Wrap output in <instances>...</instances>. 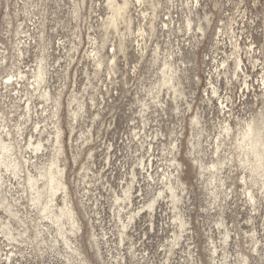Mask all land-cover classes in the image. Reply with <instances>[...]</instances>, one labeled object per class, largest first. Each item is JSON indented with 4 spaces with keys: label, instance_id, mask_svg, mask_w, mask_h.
<instances>
[{
    "label": "bare ground",
    "instance_id": "bare-ground-1",
    "mask_svg": "<svg viewBox=\"0 0 264 264\" xmlns=\"http://www.w3.org/2000/svg\"><path fill=\"white\" fill-rule=\"evenodd\" d=\"M40 1L6 0L8 6L11 4L15 7L17 16L21 12L24 14V21L15 30H8V33L13 31L18 36L16 40L8 41L12 56L4 55L9 48L0 39V88L8 92L17 90L20 94L24 87L22 90L26 96V112L22 113L21 121L11 123L13 120L8 119L5 110L0 108V210L5 212L0 213V264H15L18 261L21 264V261L29 262L37 257H41L42 263L46 264L47 255H59L63 259L62 263L66 264H90L79 239L83 225L69 193L62 125L63 90L53 94L47 86L51 76L50 66L54 64L48 61L47 48L43 45L46 41V22L41 12L47 10V0ZM70 1L75 19L81 18L82 10L86 7L91 18L96 13L95 17H99L96 24L89 25L93 34L90 50L85 52L92 62L93 70L90 71V62L84 64L83 73L87 82L81 90L71 91L67 100L66 119L74 163L82 155L84 145L95 140L93 130L96 125L99 135L106 126L103 114L107 108L104 105L105 94L109 95L110 85L116 83L118 60L121 56L127 59L129 49L135 46L139 53V97L136 100L140 120L136 122V118H129L133 124L129 131L131 137H127L129 141L126 144L131 150L132 142L135 141V149L132 154L125 156V180L121 191L113 189L109 197L110 209L117 219L115 223L120 243L123 244L128 238L127 232L138 218L141 220L143 216H148L154 228L155 212L157 208H163L164 203L167 209L163 210H169V219L172 221L167 223L172 225L171 241L165 248L168 253L167 264H173L170 256L185 238V233L192 229L185 206L189 192L182 177L185 163L181 159L180 141L184 137L189 143L187 156L195 163L203 187L212 197L209 214L219 215L214 219L220 232L219 240L211 228L207 234L210 245L206 249L211 252L210 261L219 264H251L255 254L263 256L264 234L256 226L248 235L249 240L246 239L249 245L243 247L240 244V226L233 223L232 228H229L224 216L212 211L218 208L222 210L228 198L239 199L238 185H241V194L252 212L248 222L255 225V219L262 216L264 225V44H259L255 39L248 43L240 42L234 27L237 21L234 16L226 19L220 17L221 23L218 21L213 27V13L207 10L205 0ZM215 4L221 5L220 2ZM178 6H181V10H174ZM26 20L31 23H25ZM8 24L12 25L10 21ZM212 29V48L205 50L202 58L208 87L205 86L201 101L217 110L220 121L213 124L215 134L207 127L202 106L195 109L190 100V95L196 92L197 87L189 88L187 85L191 70L194 71L195 85L202 81L198 71L199 47ZM76 37L78 43L75 40L62 42L65 48L67 42L72 44L69 51L78 50L82 38L80 34ZM34 47L41 49V55H37V64L32 70H22L16 61L8 64L10 58L24 57ZM69 57L73 59V55ZM145 59L149 62L147 71L142 69ZM136 69L137 65L134 74ZM253 71L260 74L256 83L254 78L250 79ZM123 76L124 84L127 85V72ZM234 80H242L245 86L241 104L248 115L237 114L236 101L224 92ZM100 83L105 87V92L100 88ZM89 89L94 92L89 93ZM86 93L89 94L91 107L95 108L93 112L86 102ZM35 95L49 107L42 108L44 124L37 122L35 133L29 131L25 134L24 125L32 121ZM160 111L167 117L170 116L169 111L179 117L177 123L171 122L173 126L169 127V133L164 132L161 122L170 120L158 119L162 116ZM189 113L191 117L187 120ZM153 114L157 116H149ZM84 120L90 122L88 127H83ZM100 147L88 146L87 160L81 167L85 172H79L77 179L78 199L90 225V246L96 249L103 264H108L110 256L121 263L126 258L123 248L113 247L101 212L98 208L93 209V203L102 205L95 192L98 188L93 189L99 179V171L94 166H97V153H102ZM112 147V144L107 145L108 152L105 154V161L109 163ZM127 161L130 163L128 166ZM229 179L232 180L230 185ZM137 197L141 199L140 205L134 208ZM24 199L31 209L27 203L22 207ZM96 222L102 225V233L97 232ZM192 233L190 231L186 237L188 254L193 264H204L200 263L202 258ZM231 245L237 248L236 256L229 251ZM162 246L166 247L164 244ZM128 250L137 256L135 241L130 242ZM143 251L139 248V261H146L149 257Z\"/></svg>",
    "mask_w": 264,
    "mask_h": 264
},
{
    "label": "rangeland",
    "instance_id": "rangeland-1",
    "mask_svg": "<svg viewBox=\"0 0 264 264\" xmlns=\"http://www.w3.org/2000/svg\"><path fill=\"white\" fill-rule=\"evenodd\" d=\"M14 1V0H13ZM37 1V0H36ZM44 1V0H43ZM42 0L40 2H43ZM70 0H60L57 2L56 0H47L45 1V7H47L45 11H42L43 17H45L46 28H45V39L46 41L43 43L47 48V54L49 55L48 61L54 66H50L51 76L48 78L47 86L51 89L53 94H56L59 90H63V111H62V125L64 127V143H65V158L67 159V175H68V185H69V193L70 197L73 199L74 205L78 211V215L80 216V221L82 222V230L80 233V242L83 248L86 251L87 257L90 260V264H103L102 259L98 256L96 249L92 248L89 244V235L88 230L90 229V225L87 219L86 214L84 213V208L81 203H79V193L77 187V179L79 177V172L84 173L85 171L81 169L82 164L87 160L88 155V146H97L101 145L100 150L103 153H97V166H94L99 174L96 180V187L98 188L95 192L99 195V202L102 203L98 206L94 205L93 209L101 212V216L105 220V227L109 229V236L111 237V243L114 248L119 247L123 248V253L125 255V260L121 263L118 262L119 259L112 258L111 256L108 258V264H167L168 253L166 252L167 246L169 245L171 239L169 236L172 235V231L170 227L172 225L167 224L169 222L172 223L169 219V210L164 211L163 209H167V205L163 203V208H157L154 217V228L151 224L150 218L148 216H143L141 220L137 219L135 224L130 226L128 233V238L125 239L124 243H120V237L118 228L116 227L117 219L113 215V211L110 209V199L113 194V189H116L118 192L121 191V185L125 180L124 172L125 167L123 166L126 162L125 156L127 154H132L134 147V142H132L133 148L130 150L126 147V144L129 140L127 137H131L130 126L133 124L130 121V117L136 118V122L140 120L138 111V102L137 97H139V62H137V57H139L138 49L130 48L128 52L127 59L124 57H120L118 60V75L116 77V83L111 88V93L109 95L105 94V103L107 106L105 108L103 114L105 115L106 126L102 128L100 135L98 133L97 125L93 130L94 139L89 142V144L84 145V151L82 155L79 157L78 161L74 163L72 149L70 144V129L67 124V100L73 90H81L86 80V76L83 73L84 64L90 62L89 68L90 71L93 70L92 62L87 58L85 52L86 50H90L91 43L90 38L93 34V30L90 29V23H95L99 19V17H95L96 14H93L94 17H90L89 8H83L82 16L80 19H75L72 13V8L70 5L72 4ZM207 4V10L212 12V17L214 18V24L221 19H226L229 16H234L236 18V22L234 23V27L237 33V37L239 41L250 42V40L255 39L259 44H264V0H205ZM220 2L221 5L217 6L215 3ZM217 7H216V6ZM15 7L10 4L7 5L6 0H1L0 3V39L5 42V46L9 48L6 50L4 55L12 56L13 51L10 48L9 39L16 40L18 36H15V32L8 33V30H15L17 25L24 21V14L19 12L20 14L17 16V11L14 9ZM181 10V6L174 8V10ZM37 11V9H36ZM10 13L8 16L7 13ZM101 13L104 14V11L101 10ZM38 16H41L38 14ZM37 16V18H38ZM221 17V19H220ZM223 17V18H222ZM8 21L11 22L12 25L8 24ZM25 23H31L26 20ZM221 22L219 21V24ZM214 29V28H213ZM209 33V36L205 39V41L200 45L199 49V58H198V71L201 76L202 81L195 85V78L193 77V70L190 71L189 79L187 80V85L189 88L197 87L195 93L190 95V100L193 101L195 109L201 105L202 109L205 111L204 117L207 120V127L215 134L214 131V123H218L220 118L217 117V110L211 109V106L207 103H202L201 99L205 95L204 88L206 86L207 73L203 70L202 58L205 50H209L212 48V44L210 41V36L213 32ZM82 38L80 44H78V50H70L72 44L70 42L66 43L67 48L62 43L63 41L75 40L77 43L79 39L76 35H79ZM39 36V35H37ZM264 46V45H263ZM40 48H31L24 57L16 56L14 60L10 58L8 64L11 65L13 61H16V64L21 67L22 70H32L35 68L37 64V55H41ZM73 55V59L69 57V55ZM149 59V57H147ZM148 59H145L142 64L143 71H147L146 66L149 64ZM137 65L136 73L134 74V67ZM15 67L14 70H16ZM127 72V77L129 83L127 85L124 84L125 77L123 73ZM148 74L146 73V76ZM260 74L257 71L252 72L251 80L254 78L255 83L256 79ZM96 82V80H94ZM108 82V81H107ZM233 84V85H232ZM228 85V90L225 89V93H227L230 97L236 101L235 103V111L237 114L248 115L246 114V110H244V106H242V102L244 101V97H241L242 89L245 87L243 85L242 80L236 81L234 83ZM100 88L105 92V87L103 84H99ZM208 87V85L206 86ZM20 88V87H18ZM22 89H25L24 87ZM20 94L16 91L8 92L4 88H0V108L5 110L6 116L8 119H12L14 123L15 120L21 121L22 113L26 112V96L24 95L25 91L22 90ZM227 91V92H226ZM94 92V90L89 89V93ZM141 94V93H140ZM19 95V97H18ZM232 95V96H231ZM22 96V99L20 98ZM99 100H101V95L98 94ZM86 102L93 112L95 108L91 107L89 94L86 93ZM33 116L32 121L26 123L24 132L27 134L29 131L35 133L34 126L37 122L41 121V125L44 124L45 115L42 114L43 106L49 107V104H42V99H39L36 95L33 97ZM113 107L111 110L110 108ZM184 108V107H183ZM182 108V109H183ZM136 110V113L133 111ZM216 110V111H215ZM36 111V112H35ZM161 112V111H160ZM90 113V111H89ZM88 113V114H89ZM162 116H159L158 119L166 120L169 118L170 122H161L162 128L165 133H169V127L173 126V123L178 122V115L175 112L169 111L170 116H165L162 113ZM189 113L187 115V120H190ZM220 116L222 114H219ZM150 117H155L157 114L149 115ZM173 122V123H171ZM100 124V123H99ZM111 124L110 127H108ZM83 127H88L90 125L89 121H82ZM218 127V126H217ZM76 133L73 134L75 136ZM100 136V137H99ZM169 140V138H168ZM167 140V141H168ZM181 142V154L182 160L185 163L183 178L186 182L187 190L189 195L186 199V210L187 214L191 218V230L185 233V238L181 241V244L175 249V253L170 256V262L173 264H193L189 254H188V241H186V237L190 231L193 232V239L196 241L198 246L199 255L202 258L200 263L204 264H219L218 262L210 261L211 252L207 251L206 246L210 245V240L207 237L209 229L211 228L214 236L217 240H219L220 232L218 226L214 222V219L218 218V214L211 215L209 214V210L211 209V205L209 202L212 200L209 191L205 189L202 184V178L197 174V167L191 158L187 156V148H188V140L187 138H182ZM112 144L113 147L110 149L111 153V163L105 161V154L108 152L107 145ZM156 144V143H155ZM205 144V143H204ZM139 153V152H138ZM131 161V159H130ZM127 161V166H128ZM122 166V168H120ZM126 166V167H127ZM227 175V173H225ZM122 177H124L122 179ZM93 179V178H92ZM95 180V178L93 179ZM232 180H228V185L231 184ZM83 186V183H81ZM16 186L18 184L16 183ZM145 187V186H144ZM241 185H238L239 191V199L232 200L228 198L224 202V208L220 210L219 208L216 211H212L213 213H220L224 216L225 222L229 228H232L233 223L239 225L241 228V238L240 244L243 247L249 245L246 243V239L249 240L248 235L252 232L253 226H256L258 230H260L261 234H264V225H263V217L258 216L255 219V225L252 222H248L249 216L251 215L250 206L246 204L245 197L241 194L242 189ZM20 189V188H19ZM138 194V193H137ZM185 197V195H184ZM190 198V200H189ZM140 198H136V206L140 205ZM24 205L28 202L26 199L23 200ZM184 206V207H185ZM133 207V206H130ZM158 207V206H157ZM28 208L30 206L28 205ZM31 209V208H30ZM208 209V212H207ZM263 209V208H262ZM162 211V212H161ZM1 214H4L2 210H0ZM35 211L32 212L34 214ZM92 213V212H91ZM94 216V213H92ZM145 215V213L143 214ZM96 216V215H95ZM97 232H103L102 225L99 222H96ZM246 230H249L248 233H245ZM170 231V232H169ZM113 232V233H112ZM113 235V236H112ZM131 241L136 242V246L138 248L137 256H134L128 250L129 244ZM168 241V242H167ZM162 244L166 245L163 247ZM125 248V249H124ZM139 248L144 250L143 252L146 256H149L146 261H139ZM62 249H64L62 247ZM237 248L231 245L229 247V251L236 256ZM249 248L247 249V251ZM114 253L116 251L114 250ZM106 254V252H105ZM252 259L251 264H264V255L259 256L257 254ZM59 255H47L44 263L48 264H66L62 263ZM54 259V260H53ZM15 264H19L15 263ZM21 264H43L41 261V257L33 258L29 262L21 261Z\"/></svg>",
    "mask_w": 264,
    "mask_h": 264
}]
</instances>
